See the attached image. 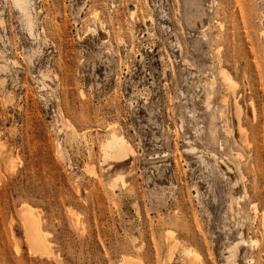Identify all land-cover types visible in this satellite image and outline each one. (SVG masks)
<instances>
[{"label":"rangeland","instance_id":"1","mask_svg":"<svg viewBox=\"0 0 264 264\" xmlns=\"http://www.w3.org/2000/svg\"><path fill=\"white\" fill-rule=\"evenodd\" d=\"M24 3L0 0V264H264V0Z\"/></svg>","mask_w":264,"mask_h":264},{"label":"bare ground","instance_id":"2","mask_svg":"<svg viewBox=\"0 0 264 264\" xmlns=\"http://www.w3.org/2000/svg\"><path fill=\"white\" fill-rule=\"evenodd\" d=\"M13 1L19 8L24 7V4H25L24 0H13ZM235 87L236 86H234V88ZM235 108L238 110L239 106L235 105ZM124 144H125L124 138L116 136L114 133H112L105 143V148L108 149L111 153H113L114 156H119L121 154H124V151L126 149ZM26 216H28V215H26ZM23 219H24V217H23ZM24 221H25L26 227L28 229L27 233H28V236L30 237L31 242L36 247H39L41 245L42 236L40 235V228L38 226V223L36 224V222L33 221L31 219V217L30 218L26 217ZM41 232H42V230H41ZM233 250H235L234 246L232 247V251ZM228 253H229V251H228ZM190 254L193 255L194 258H196V259L198 258L197 254L195 252L192 251ZM231 255H233V253H231ZM120 264H135V263H132V261H130L129 258L126 257L125 259H123V261H121Z\"/></svg>","mask_w":264,"mask_h":264}]
</instances>
